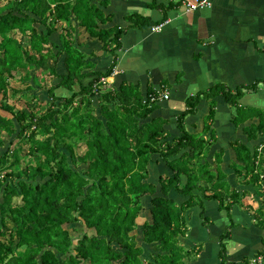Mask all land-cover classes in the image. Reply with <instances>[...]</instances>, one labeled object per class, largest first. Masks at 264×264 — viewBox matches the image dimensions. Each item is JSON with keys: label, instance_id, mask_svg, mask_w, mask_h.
<instances>
[{"label": "trees", "instance_id": "obj_1", "mask_svg": "<svg viewBox=\"0 0 264 264\" xmlns=\"http://www.w3.org/2000/svg\"><path fill=\"white\" fill-rule=\"evenodd\" d=\"M108 21L92 0H9L0 8V264H190L199 249L182 242L186 212L202 208V199L216 201L228 216L218 258L234 264L226 261L231 212L248 210L264 230V113L248 118L237 111L233 118L237 126L257 122L243 129L255 143L236 141L228 165L236 184L251 186L261 200L253 208L244 205L253 195L227 182L221 152L218 170H211L205 156L214 138L206 142L185 129L201 93L176 116L179 136L172 137L168 120L152 118L159 105L150 94L101 81L115 60L98 67L101 56L78 42L76 29L114 57L122 31L105 27ZM35 88H43L41 96ZM224 95L236 107L241 91ZM11 97L23 107L10 104ZM153 156L172 176L152 178ZM142 214L147 218L139 224Z\"/></svg>", "mask_w": 264, "mask_h": 264}, {"label": "crops", "instance_id": "obj_2", "mask_svg": "<svg viewBox=\"0 0 264 264\" xmlns=\"http://www.w3.org/2000/svg\"><path fill=\"white\" fill-rule=\"evenodd\" d=\"M92 2L109 18L105 27L122 31L120 46L113 57L98 52L94 44L97 41L89 40L82 27L76 29L78 42L83 47H93L95 55L101 56V61L94 60L98 67H107L115 60L114 74L107 78L108 83L116 87L121 83L137 86L143 98L157 92L167 93L168 99L158 102L152 118L168 120L167 129L172 137L178 135L176 116L187 109L185 103L189 98L201 93L196 113L185 118L186 131L206 142L213 137L214 143L205 156L211 170L216 171L215 154L221 152L220 169L227 175V182L253 195L251 186L236 184L228 165L234 159L232 148L236 141L249 146L255 143L247 142L243 129L257 123L256 120L247 119L237 126L233 119L237 111L248 118L255 112L264 113V0H213L210 9L196 12L186 11L174 0ZM159 25H163L161 30L154 31L153 27ZM63 71L62 67L58 69V73ZM89 81L86 79L84 83ZM238 91L241 96L235 107L226 101L224 93L235 95ZM151 174L153 179L160 174L172 176L161 162L152 166ZM169 196L178 197V204L186 200L174 192ZM202 204V208L186 212L188 230L182 242L199 249L190 264H221L218 239L230 221L220 212L216 201L202 199ZM247 211L238 208L237 212H231L235 226L229 230L230 239L226 241V261L264 264V230Z\"/></svg>", "mask_w": 264, "mask_h": 264}, {"label": "rangeland", "instance_id": "obj_3", "mask_svg": "<svg viewBox=\"0 0 264 264\" xmlns=\"http://www.w3.org/2000/svg\"><path fill=\"white\" fill-rule=\"evenodd\" d=\"M9 0H0V8L4 5V4H6L7 2H8ZM21 42L24 44V45H27L28 44V41H27V39H22L21 40ZM36 72V70L34 71V73ZM36 75L39 77V78H43V75L42 74H40L41 76H39V73H36ZM46 80V82L47 83H49L50 81H48V79L46 78L45 79ZM109 80V79H108ZM108 80H107V82H108ZM50 84V83H49ZM10 87L11 88H14V89H16V88H24L22 85H20L19 83L17 84V83H15V82H11V85H10ZM44 88V87H43ZM43 88H40V90L42 89L43 90ZM40 90H38V88H35V91H31L32 93H34L35 95H37V96H41L42 95V93L44 92H41ZM68 95L70 96L71 95V93H68ZM19 97V96H18ZM23 97V96H22ZM12 98V101H9V103L10 104H12V105H14L16 108H18V109H21L22 107H23V100L22 99H18L17 97L15 98V97H11ZM27 98H28V96H25V100H27ZM7 140V139H6ZM84 148H80L79 149V153L80 154H83V152H84ZM157 163H160V160L157 158V156H153V161H152V166H155V164H157ZM152 166L150 167L151 169H152ZM216 168H217V170H218V165L216 164ZM151 171V170H150ZM255 190L253 189L252 190V192H254ZM260 201L261 200H259V198H258V196L256 195V194H253V200L252 199H244V205H250V206H252L253 208H258L259 207V205H260ZM146 203V200H144V204ZM147 218V216H145V215H141L140 216V219L138 220V222H139V224H142L145 220H146V218ZM74 233H72V235H73Z\"/></svg>", "mask_w": 264, "mask_h": 264}, {"label": "built area", "instance_id": "obj_4", "mask_svg": "<svg viewBox=\"0 0 264 264\" xmlns=\"http://www.w3.org/2000/svg\"><path fill=\"white\" fill-rule=\"evenodd\" d=\"M172 1V0H171ZM180 7H183L186 11L188 12H196V11H203V10H208L212 7V1L213 0H174ZM163 25L155 26L153 27L154 31H159L161 30ZM114 74V72H113ZM102 82H107V78L101 79ZM168 99V94L167 93H161L157 92L156 94L150 95L149 96V101L151 103H157L161 102L163 100ZM261 258L258 260L260 261ZM255 264V263H254ZM260 264V262H259Z\"/></svg>", "mask_w": 264, "mask_h": 264}, {"label": "bare ground", "instance_id": "obj_5", "mask_svg": "<svg viewBox=\"0 0 264 264\" xmlns=\"http://www.w3.org/2000/svg\"><path fill=\"white\" fill-rule=\"evenodd\" d=\"M156 94V93H155Z\"/></svg>", "mask_w": 264, "mask_h": 264}]
</instances>
